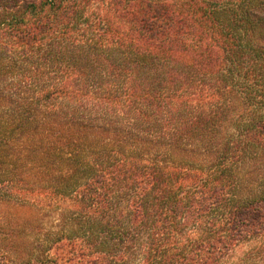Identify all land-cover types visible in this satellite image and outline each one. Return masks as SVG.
<instances>
[{
    "label": "trees",
    "instance_id": "trees-1",
    "mask_svg": "<svg viewBox=\"0 0 264 264\" xmlns=\"http://www.w3.org/2000/svg\"><path fill=\"white\" fill-rule=\"evenodd\" d=\"M4 241L264 264V0H0Z\"/></svg>",
    "mask_w": 264,
    "mask_h": 264
},
{
    "label": "rangeland",
    "instance_id": "rangeland-1",
    "mask_svg": "<svg viewBox=\"0 0 264 264\" xmlns=\"http://www.w3.org/2000/svg\"><path fill=\"white\" fill-rule=\"evenodd\" d=\"M25 238L31 240V235L28 234ZM250 247L251 243L248 242L239 244L224 259L223 264H242L240 259ZM41 249L28 244L27 241H22V244H11V242L4 241L0 244V264H40L36 259L42 256ZM43 254H48L51 258L47 257L45 259L47 262L42 264H82L77 261L76 253L70 249V246L52 247L49 250H44Z\"/></svg>",
    "mask_w": 264,
    "mask_h": 264
}]
</instances>
